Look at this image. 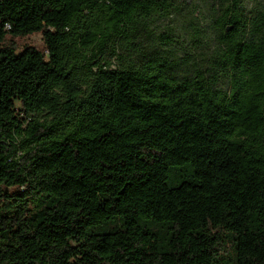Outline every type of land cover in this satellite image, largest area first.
<instances>
[{
	"label": "trees",
	"instance_id": "obj_1",
	"mask_svg": "<svg viewBox=\"0 0 264 264\" xmlns=\"http://www.w3.org/2000/svg\"><path fill=\"white\" fill-rule=\"evenodd\" d=\"M195 1L0 0V264H264V1Z\"/></svg>",
	"mask_w": 264,
	"mask_h": 264
},
{
	"label": "rangeland",
	"instance_id": "obj_2",
	"mask_svg": "<svg viewBox=\"0 0 264 264\" xmlns=\"http://www.w3.org/2000/svg\"><path fill=\"white\" fill-rule=\"evenodd\" d=\"M182 4L180 5V10L173 12L168 17H160L154 24V29L157 33L167 32L173 30L178 34V40L181 41V45H185L190 49H193L195 43L190 39L191 29L189 28V22L194 19L192 11L194 4L199 5V10L204 11L206 13V4L203 2L195 1V0H180ZM256 0H246L247 4L250 5ZM264 1V0H262ZM197 15V14H196ZM18 43L20 46L24 44L33 45L41 50H44L45 43L43 39L42 33H35L30 36H26L24 38H19ZM106 57H109V51L106 54ZM114 59V58H112Z\"/></svg>",
	"mask_w": 264,
	"mask_h": 264
}]
</instances>
